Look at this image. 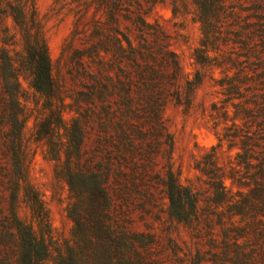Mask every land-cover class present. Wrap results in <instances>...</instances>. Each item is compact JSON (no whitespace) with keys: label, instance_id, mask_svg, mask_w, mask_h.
I'll use <instances>...</instances> for the list:
<instances>
[{"label":"rangeland","instance_id":"1","mask_svg":"<svg viewBox=\"0 0 264 264\" xmlns=\"http://www.w3.org/2000/svg\"><path fill=\"white\" fill-rule=\"evenodd\" d=\"M202 2L0 0V264H18L17 220L43 264H264V0ZM171 174L198 199L183 218Z\"/></svg>","mask_w":264,"mask_h":264},{"label":"trees","instance_id":"2","mask_svg":"<svg viewBox=\"0 0 264 264\" xmlns=\"http://www.w3.org/2000/svg\"><path fill=\"white\" fill-rule=\"evenodd\" d=\"M207 2L208 0H203L201 4L203 11L205 10V12L208 10ZM12 13L14 14L15 12L13 11ZM15 19L21 28L25 30L26 49L28 52L25 59L32 69L31 85L37 92L46 96L49 101H52L57 94V90L53 77L52 59L42 28L38 25L36 33L32 34L30 27L28 26L26 11L22 7L17 15L15 13ZM5 62L9 69L15 72L13 58L8 54L5 55ZM14 78L18 88L11 91V95L12 98L20 104V98L18 97L21 83L20 73H15ZM58 124L60 125L61 121H59ZM168 183L169 198L173 214L178 218H183L187 204H190L192 212H195L198 199L195 194L192 193L191 189L181 184L174 174H171ZM37 199L38 197L36 196V201ZM17 221L21 239L18 264H43L50 253L49 244L44 238L37 235L36 230L32 225L24 224L19 220ZM59 264H78L75 251L71 250L68 256L62 255Z\"/></svg>","mask_w":264,"mask_h":264}]
</instances>
